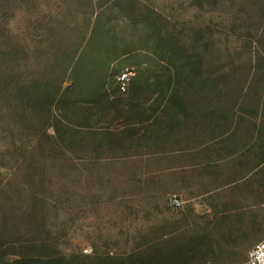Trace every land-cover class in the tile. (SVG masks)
Here are the masks:
<instances>
[{"label": "rangeland", "instance_id": "1", "mask_svg": "<svg viewBox=\"0 0 264 264\" xmlns=\"http://www.w3.org/2000/svg\"><path fill=\"white\" fill-rule=\"evenodd\" d=\"M243 11L207 0H0V45L24 65L13 69L0 47V264L161 259L146 204L130 198L104 146L99 94L195 101L219 131L252 141L259 130L264 145V23Z\"/></svg>", "mask_w": 264, "mask_h": 264}, {"label": "crops", "instance_id": "2", "mask_svg": "<svg viewBox=\"0 0 264 264\" xmlns=\"http://www.w3.org/2000/svg\"><path fill=\"white\" fill-rule=\"evenodd\" d=\"M105 101L100 133L115 174L130 181V198L146 204L149 239L161 241V259L149 264H246L252 246L264 241L259 130L252 141L219 131L195 101L179 97ZM171 196L181 209L169 208Z\"/></svg>", "mask_w": 264, "mask_h": 264}, {"label": "trees", "instance_id": "3", "mask_svg": "<svg viewBox=\"0 0 264 264\" xmlns=\"http://www.w3.org/2000/svg\"><path fill=\"white\" fill-rule=\"evenodd\" d=\"M207 1L209 3H211V4H214V5H221V4L222 5H226L228 10H234L236 12H240V11H243V10L244 11H248V12H250L251 16L253 18H255V20H257L260 23H264V0H207ZM96 17H95V19H96ZM95 23H96V20H94V22H93L92 30H93V28L95 26ZM0 28H1V26H0ZM92 30H91V32H92ZM1 34H3V33H1ZM5 45H6V43H5ZM1 46H2V48H1V52H2L1 56L5 57V60H6V57H8L10 59L9 60L10 63L14 65V66H12L13 69L14 68L17 69L18 67H20L22 69L24 67V65L23 64L21 65V63H20L22 60L19 58L20 57L19 50L15 49V51H13L8 46L6 47V46H4L2 44L0 45V47ZM0 60H1V57H0ZM21 69H20V71H21ZM3 71L4 70L2 68H0V95L1 96H4L6 94L5 89L7 88V85L3 84V79H2L3 77L1 76ZM39 85L40 84L37 83L36 79L32 78L30 80L29 86L27 87L30 90L29 92L31 94V98H30L29 101H32L33 103L35 102L34 101L35 92H36V89H39ZM23 87L24 86L21 85L20 89L15 88V92L14 93L11 92V94H15V99L18 100V101L21 100ZM59 90H60V88H59ZM117 90H119V88H117ZM47 91H50L48 93L51 96H54L52 98H55V96L57 94H59V92H60V91L57 90V87H55V86L52 87L50 90L47 89ZM108 97H109V95H107L105 93V91H104V94H102V93L99 94L100 101H105L106 99H108ZM167 98H175V97L168 96ZM0 99H2V98L0 97ZM182 99H184V98H182ZM198 102H200V101H198ZM45 106L47 107V105H44L43 107H45ZM42 111H45V109H43ZM46 113H48L47 109H46Z\"/></svg>", "mask_w": 264, "mask_h": 264}, {"label": "built area", "instance_id": "4", "mask_svg": "<svg viewBox=\"0 0 264 264\" xmlns=\"http://www.w3.org/2000/svg\"><path fill=\"white\" fill-rule=\"evenodd\" d=\"M120 79L119 89L124 92V81L127 79V74L123 72ZM169 206L174 210H179L183 206V203L177 197L171 196L169 198ZM246 264H264V241L258 242L252 246L247 254Z\"/></svg>", "mask_w": 264, "mask_h": 264}]
</instances>
